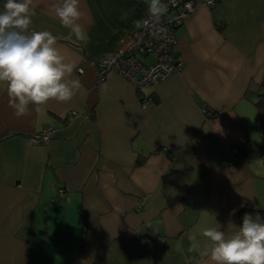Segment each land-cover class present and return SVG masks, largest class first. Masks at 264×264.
<instances>
[{"label": "crops", "instance_id": "obj_1", "mask_svg": "<svg viewBox=\"0 0 264 264\" xmlns=\"http://www.w3.org/2000/svg\"><path fill=\"white\" fill-rule=\"evenodd\" d=\"M56 2L33 0L31 28L59 37L82 87L17 117L0 84V264H211L203 229L235 232L241 208L264 218V0L198 2L174 30L181 70L142 89L92 63L147 0H80L86 43ZM46 126L48 144L27 143Z\"/></svg>", "mask_w": 264, "mask_h": 264}, {"label": "clouds", "instance_id": "obj_2", "mask_svg": "<svg viewBox=\"0 0 264 264\" xmlns=\"http://www.w3.org/2000/svg\"><path fill=\"white\" fill-rule=\"evenodd\" d=\"M53 10L77 41H88L80 23V0H57ZM167 12L163 0H147L149 19L135 21L134 27H154ZM34 15L33 0H4L0 10V84L6 86L9 105L17 117L27 115L30 105H45L49 100L68 103L82 87L79 79L72 78L75 63L62 54L59 37L31 28ZM201 235L210 242L202 255L211 264H264V218L259 214L245 213L235 232L226 233L216 222ZM197 250L196 243L188 248V252Z\"/></svg>", "mask_w": 264, "mask_h": 264}, {"label": "built area", "instance_id": "obj_3", "mask_svg": "<svg viewBox=\"0 0 264 264\" xmlns=\"http://www.w3.org/2000/svg\"><path fill=\"white\" fill-rule=\"evenodd\" d=\"M168 4V12L159 24L149 28H134L127 33L126 39L112 52L104 55L96 62H91L99 77L106 72H115L118 76L132 84L136 89L153 87L182 68V59L175 53L177 38L175 28L195 10L197 3L213 5V0H163ZM149 19L147 7L140 21ZM152 56L153 61L145 62L146 57ZM77 71L81 73L82 68ZM152 94L143 95L140 107L145 108L152 103ZM53 127L46 126L32 133L27 143L31 145H46L52 137ZM234 159L242 157L238 148H233ZM57 193L62 196L63 190Z\"/></svg>", "mask_w": 264, "mask_h": 264}, {"label": "trees", "instance_id": "obj_4", "mask_svg": "<svg viewBox=\"0 0 264 264\" xmlns=\"http://www.w3.org/2000/svg\"><path fill=\"white\" fill-rule=\"evenodd\" d=\"M255 105L258 107V109L261 113H264V94L259 95V99L255 102ZM242 156H243V153H242ZM245 213L251 214L253 216L259 214L262 217L260 210H256V209H252V208H241L238 210V219H239L240 225L242 224V218H243Z\"/></svg>", "mask_w": 264, "mask_h": 264}]
</instances>
